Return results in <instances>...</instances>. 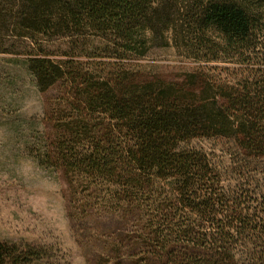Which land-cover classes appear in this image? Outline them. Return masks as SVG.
Wrapping results in <instances>:
<instances>
[{
    "label": "trees",
    "instance_id": "1",
    "mask_svg": "<svg viewBox=\"0 0 264 264\" xmlns=\"http://www.w3.org/2000/svg\"><path fill=\"white\" fill-rule=\"evenodd\" d=\"M263 25L264 0H0V34L32 39L93 31L120 47L117 60L144 57L154 44L169 47L174 39L199 62L245 66L243 81L233 86L197 74L182 84L137 79L123 71L93 79L66 73L38 55L26 64L42 93L60 80L72 85L77 116L60 127L53 150L46 152L48 160L70 173L112 181L126 192L127 201L169 182L177 186L178 199L188 202L184 208L199 215L215 205L216 193H199L210 173L206 162L183 144L233 137L247 157H264ZM224 218L243 229L253 221L240 212ZM167 229L150 233L151 251L168 250ZM240 230L207 235L209 245L215 242L211 255H168L174 264H238L246 257L264 264V245L258 252L237 254L218 243L239 238ZM43 260L33 248L0 244V264H49Z\"/></svg>",
    "mask_w": 264,
    "mask_h": 264
},
{
    "label": "rangeland",
    "instance_id": "2",
    "mask_svg": "<svg viewBox=\"0 0 264 264\" xmlns=\"http://www.w3.org/2000/svg\"><path fill=\"white\" fill-rule=\"evenodd\" d=\"M263 38L264 33L262 45ZM108 40L93 31L52 32L32 39L0 34V244L33 248L49 264H174L170 251L211 255L215 242L209 245L207 235L233 233L238 226L243 233L239 238L218 243L237 254L262 250L264 157H247L233 137L183 144L206 162L210 173L199 193H216L215 205L200 215L184 208L188 202L178 199L177 186L169 182L127 201L126 192L112 181L67 172L55 159L46 158L60 127L77 114L71 105L72 85L66 81L38 91L26 65L35 55L66 73L93 79L123 71L167 84L187 83L188 75L196 74L218 84L243 81L245 66L199 62L174 39L169 47L158 42L144 57L124 54L123 60L116 59L123 54L120 47ZM231 212L253 221L243 229L224 218ZM159 226L169 227L164 230L170 235L167 251L148 248L150 233L159 232ZM238 264L260 262L246 257Z\"/></svg>",
    "mask_w": 264,
    "mask_h": 264
}]
</instances>
